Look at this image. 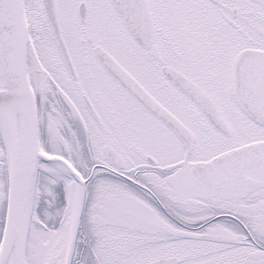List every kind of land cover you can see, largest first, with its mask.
Segmentation results:
<instances>
[{
	"label": "snow or ice",
	"instance_id": "obj_1",
	"mask_svg": "<svg viewBox=\"0 0 264 264\" xmlns=\"http://www.w3.org/2000/svg\"><path fill=\"white\" fill-rule=\"evenodd\" d=\"M0 264H264V0H0Z\"/></svg>",
	"mask_w": 264,
	"mask_h": 264
}]
</instances>
